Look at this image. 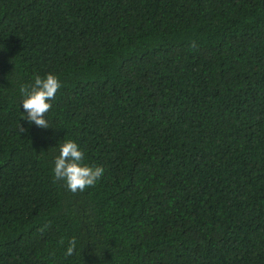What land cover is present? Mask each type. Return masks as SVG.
I'll list each match as a JSON object with an SVG mask.
<instances>
[{"label": "trees", "instance_id": "trees-1", "mask_svg": "<svg viewBox=\"0 0 264 264\" xmlns=\"http://www.w3.org/2000/svg\"><path fill=\"white\" fill-rule=\"evenodd\" d=\"M0 264H264V0H0Z\"/></svg>", "mask_w": 264, "mask_h": 264}, {"label": "clouds", "instance_id": "clouds-1", "mask_svg": "<svg viewBox=\"0 0 264 264\" xmlns=\"http://www.w3.org/2000/svg\"><path fill=\"white\" fill-rule=\"evenodd\" d=\"M61 88V82L57 75L49 72L41 77L36 75L34 83L22 84L20 93L23 96L22 107L29 124H35L40 128H49L47 114L52 108V103L56 93ZM20 133L27 131L20 125ZM84 152L79 145L72 139L66 140L60 145L59 155L55 158L54 178L55 180H63L67 188L72 192H83L86 188L94 186L103 176L105 169L103 166H91L84 162ZM47 227V226H45ZM43 230V229H42ZM64 243L63 240L60 241ZM77 247V239L73 237L68 241L66 256L75 253Z\"/></svg>", "mask_w": 264, "mask_h": 264}]
</instances>
